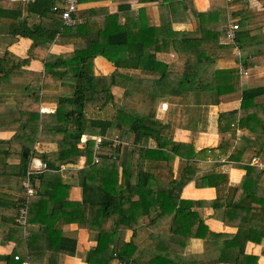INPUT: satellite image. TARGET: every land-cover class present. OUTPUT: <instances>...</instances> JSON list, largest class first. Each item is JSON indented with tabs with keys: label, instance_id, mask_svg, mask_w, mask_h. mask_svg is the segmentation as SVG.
I'll use <instances>...</instances> for the list:
<instances>
[{
	"label": "trees",
	"instance_id": "trees-1",
	"mask_svg": "<svg viewBox=\"0 0 264 264\" xmlns=\"http://www.w3.org/2000/svg\"><path fill=\"white\" fill-rule=\"evenodd\" d=\"M149 1H158L161 11L166 4L165 0ZM168 1L169 8L176 7L177 1ZM245 2L211 0L210 11L199 13L193 0H186L185 12L194 29L189 34L173 31L171 23L163 18L160 26H152L141 20L142 13L137 15L130 5H121L118 13H107L100 18L97 9L78 10L73 18L81 21L79 24L67 27L60 20L54 31H50L43 21L55 14L54 0L29 2L28 15L40 20L33 24L27 17L23 18L22 2L0 0V40L5 37L32 40L27 58L9 50L0 55V91L4 87L15 90L13 80L4 83V78L24 76L29 81L22 90L31 93L21 103L24 109L17 107V127L6 119L3 121L14 135L8 141H0V162L10 170L8 174L15 185L11 190L22 193L30 158L36 157L48 167L31 179L35 194L29 200L27 221L28 226L36 227H29L28 235L19 237L29 253L22 260L32 261V241L36 236H48L53 242L54 237L61 235L64 224L74 223L96 236L98 244L86 256L88 264L115 261L118 264H259L258 256L245 254V247L249 242L262 245L264 256V168L240 162L250 148L254 149L249 160L264 152V103L258 101L264 90L244 86V74L238 68L215 69L210 49L220 43L227 30L221 26L224 8ZM100 11L104 12L103 8ZM121 13L124 23L120 22ZM60 30L74 31L71 36L84 41L74 44L68 53L48 52L57 34L58 38L64 36ZM238 43L219 48L235 51L240 47ZM171 52L185 57L181 73L162 59L143 60L146 56ZM97 57L112 63L114 71L97 74ZM33 59L44 62L43 73L23 69ZM242 62L246 69L258 66L264 63V53L247 56ZM113 88L122 89L123 96L118 99ZM236 92H242L241 107L220 113L218 118L219 133L224 135L221 144L195 152L189 159L179 156L180 143L174 140L171 125L157 117L162 100L195 93H211L219 98ZM41 103L55 104V112L41 113ZM109 106L113 108L112 118L92 115L93 111L103 112ZM238 130L249 132L252 138H245ZM117 131L120 135L115 141L116 136H112ZM84 135L106 139L98 149L94 140L81 148ZM130 137L133 143L126 144ZM39 142L53 143L56 150L39 152L34 149ZM226 154L234 167L246 171L240 184L230 187L226 197L214 201L182 199L183 188L191 182L197 188H220L229 182L228 173L216 171L223 169ZM177 157L179 165L175 172ZM206 157L215 161L207 170L196 163ZM82 158L85 164L79 169ZM8 159H17L19 163L10 165ZM62 166L75 169L77 184L82 189L81 200H70L73 185L63 177ZM9 198L13 200L14 213L6 220L18 234L22 231L18 217L24 196L9 195ZM10 199H6L7 205ZM207 207L222 209L224 224L237 232L234 235L212 232L198 212ZM40 210L48 211L46 218L50 223L36 216ZM58 220L57 228L54 224ZM129 232L132 235L128 239ZM193 239L203 240L201 253H187ZM62 241L64 244L59 245L58 252L75 256L76 238ZM59 253L51 259H58Z\"/></svg>",
	"mask_w": 264,
	"mask_h": 264
},
{
	"label": "crops",
	"instance_id": "crops-1",
	"mask_svg": "<svg viewBox=\"0 0 264 264\" xmlns=\"http://www.w3.org/2000/svg\"><path fill=\"white\" fill-rule=\"evenodd\" d=\"M31 1L32 0H28L22 5L23 18L27 17L30 21V24H33L40 22V20L37 16H29L27 13V5ZM165 1L166 4H164L162 11L159 8L160 3L158 1L151 2L149 0H98L81 5L79 10L84 11L97 9V13L100 18L107 13L110 15L118 13L119 6L121 5H130L131 10L137 13V15H139V12L142 13L143 17L141 20L148 22L152 26H160L161 20L163 18L171 23L173 31L186 32L191 34L194 29L191 21L188 18V15L185 12L186 0H172L177 1L174 4L176 5V7H174L173 9L169 8L170 1ZM54 2L55 5H59L61 7L65 6V2L63 0H54ZM193 4L199 13H207L211 9V0H193ZM102 8L104 12L100 11V9ZM121 15L122 16L120 18V22L124 23L125 17L123 16V13H121ZM51 17L52 18H50L49 20H44L43 23L44 25H46L45 27L48 30L54 31L56 25H59L60 18L57 14L54 13L51 14ZM135 19H138L136 14ZM233 22H238L241 27V30L239 32L240 41L239 43L237 42L239 44L238 46L240 47L235 51L226 48H219L220 46L226 45V43L224 42L223 34L220 38V43L216 46L210 47V49L212 50L211 58L214 60L215 69L229 71L234 68H238L240 71L239 67L243 65L245 71L243 80L244 78H246L244 80V86H246L247 88L262 87L264 90V63H261L253 68L246 69L244 63L242 62V60L247 56H251L257 53H264V0H246V2L243 4H238L232 7L228 6L224 8L221 14L222 29H227ZM60 32L64 33V36L58 38L59 34H57L48 52L55 54L68 53L74 49V44H80L84 41L81 37L73 38L71 35L72 33H74V31L63 32L60 30ZM6 39H8V41ZM5 41L8 43L3 51L9 50L20 58H27L32 40L20 37L12 40L9 37H5ZM3 51H0V55L3 53ZM235 52H240V57L236 56ZM145 58L150 59L148 62H155L158 58L162 59L163 61H166L168 64H170V67L172 69L179 73L183 71L185 65V57L181 54H174L173 52L159 53L157 56H146ZM99 65H101L102 68H99ZM95 68L96 73L100 75H108L114 71L113 64L108 62L103 57L96 58ZM23 69H26L30 72L43 73L45 71V66L42 60L33 59L27 66H24ZM9 79L11 78H4L2 82L9 83L10 81L7 82ZM25 80L26 82L29 81L26 78ZM115 90H117V92H120L119 96L115 94ZM113 93L118 99L123 96V90L119 88H113ZM6 94L9 93L7 92ZM5 95H0V97H4L3 99L2 97L0 99V112H2L1 110L3 109H9L11 104V101L9 100V98H6ZM205 96H207L208 101L206 100ZM216 98L217 97L215 96V94L212 95L211 93H195L182 96H168L167 98L163 99L161 104L159 105L157 117L163 120L165 123L171 125L174 132L175 141L181 144L184 141L187 144L192 143L193 146H195V152H199L205 148H217L221 144L222 138L224 136L219 133V115L220 113L233 111L237 108L239 109L242 102V92L225 94L215 100ZM258 101L264 103V96L259 98ZM197 105H200L197 114L199 116V119L198 122L195 123L196 126L193 128L191 123L192 120L188 113H190L189 109H194V107H197ZM42 108L50 110V113H54L56 109L55 104L52 103H41L40 110ZM1 120L2 118L0 117V141H8L13 137L14 132L10 128L4 126L3 121ZM7 121L9 122V120ZM13 124L17 127L16 123ZM238 134H245V138H252L250 137L252 135L247 131L238 130ZM84 136L89 137L90 140L92 139V137L89 135ZM230 136L231 134L228 133L226 137L229 138ZM132 143L133 137H130L126 144ZM154 144V141L151 140L150 145L153 146ZM34 149L39 152H51L56 150V145L50 142H39L35 144ZM253 149L254 148H250V150H246L244 158L240 163H251V165H257L258 167L264 168V152H262L260 155L253 156L252 160H249L248 157L251 155ZM186 150L189 151L190 149L186 148ZM185 154L190 153L186 152ZM191 156L192 155H190V157ZM186 159H189V157H187ZM228 159V154H226L225 160L222 161V163L224 164L223 169L216 170L220 173H222L223 171V173L229 174V182L226 185L221 186L220 188H197L195 186V183L191 182L183 188L181 192V198L192 201H214L218 197H226L228 194V189L230 187L238 186L246 174L245 170L234 167L233 162H230ZM254 160L255 163L253 162ZM7 163L16 166L18 165L19 160L8 159ZM196 163H198L199 168L203 167L204 169L210 168L215 163V161L211 160L210 157H206L205 160H196ZM84 164L85 159L82 158L77 168H83ZM3 165L4 163L0 162V201L3 203L0 205V264H21V262L18 263V261H16L15 259L13 260V256L15 257L16 255H19L21 258H24L26 255H29V253H27L26 251L27 249L23 241L19 239L21 235L22 237H24V230L20 226L22 231H18V234H16L15 227L11 226L10 222L7 223L6 217H9L14 213V208L11 205V201L13 200L9 198V195H12L13 197H22L23 193L11 190V188L15 185L14 183H12L11 178L8 174L10 170L4 168ZM178 165L179 157H177L174 165L175 172L178 169ZM74 170L75 169L71 167L65 166V169L61 170V172L65 180L73 185V188L70 192V200L79 201L82 199V189L77 184ZM6 199H10V205L6 204ZM11 207L13 208V210H11ZM47 212L48 211L40 210L36 212V216H39L42 221H47L48 223H50L49 218H46ZM198 212L212 232L221 233L224 235H234L237 232L236 228L228 227L224 224L222 209L207 207L198 209ZM54 225H57L58 228L60 225V221L58 220ZM29 227L36 226L29 225L28 228ZM28 228L26 235H28ZM61 231L62 236L60 235L54 237L53 242H51L50 237L48 236H36L32 241L33 252L31 253V259L33 262L29 259L25 260H29L32 264H88L86 262V256L97 246L98 242L96 241V236L91 234L85 227L74 223L64 224L61 228ZM131 235L132 233L129 232L127 234V238L129 239ZM67 237L71 239L76 238L77 240V250L75 256L61 254L58 252L59 245L61 243L64 244V241L62 240ZM200 246L201 248L202 246H204L203 240H191L189 247H187V253H201L203 250L199 251L195 249L196 247L198 248ZM262 251V245H258L252 242L247 243L245 247V254L258 256L259 264H264V256L262 255ZM57 253H59L58 259L52 260L51 258ZM8 259H10V262H8ZM113 264L118 263L115 261Z\"/></svg>",
	"mask_w": 264,
	"mask_h": 264
},
{
	"label": "built area",
	"instance_id": "built-area-1",
	"mask_svg": "<svg viewBox=\"0 0 264 264\" xmlns=\"http://www.w3.org/2000/svg\"><path fill=\"white\" fill-rule=\"evenodd\" d=\"M5 2H10V3H16V2H22L25 3L28 0H2ZM65 2V6L61 7L59 5H55L53 7V12L57 14L60 18V20L63 22L64 26L67 27H74L77 24H79L81 21L76 20L73 18V14L79 10L80 6V0H63ZM241 30L240 24L238 22H233L226 30L224 34V42L226 44H236L237 43V35L238 31ZM235 55L240 57V52H235ZM240 73L245 74L243 65L240 67ZM41 113H50V110L48 109H41ZM103 139H106V137H94L91 140H94L96 142V148L98 149L100 144L102 143ZM108 139V138H107ZM115 141H118V137L116 136ZM89 137L83 136L81 140V145L80 147L83 148L84 145L89 141ZM95 161H98L97 158H95ZM255 163V160L253 161ZM47 164L36 157H31L29 166H28V172L26 179L23 183L24 186V191H23V196L24 200L23 203L19 209V217H18V223L20 226L23 228L24 234H27V228H28V221H27V214H28V205H29V200L30 198L35 194V188L32 184V176L38 173H42L45 170H47ZM62 170L65 169V166L61 167ZM14 259L18 262H21V264H32L29 260H22V258L19 255H16Z\"/></svg>",
	"mask_w": 264,
	"mask_h": 264
},
{
	"label": "rangeland",
	"instance_id": "rangeland-1",
	"mask_svg": "<svg viewBox=\"0 0 264 264\" xmlns=\"http://www.w3.org/2000/svg\"><path fill=\"white\" fill-rule=\"evenodd\" d=\"M91 2H93V1L84 0V1L80 2V6L84 5V4L91 3ZM80 6H79V8H80ZM6 40L8 41V39H6ZM7 43L8 42H6L5 40H0V51H3L5 49ZM143 60L149 61L150 59L149 58H144ZM99 68H102L101 65H99ZM245 79L246 78H244V80ZM11 80H13L12 81V85H14V87H12V88H14L15 90L6 89V87H4V89H1L0 95L1 94L5 95L8 92L9 94H6L5 97L6 98H10V100L13 101V102H11L9 109L1 110L2 112H0V117L2 118L1 121H4V119H6V121L9 120V123H11V124H13V123L18 124L19 121L18 122L16 121V120H18V116H19V114L17 113V107L20 108V109H24V107L21 105V103L24 101V99H27L29 94H31V93H27V91L24 90V89L22 90V88H24L23 86L26 85L25 84L26 80H25L24 77L23 78L22 77H17V78L14 77L13 79H9L7 82H9ZM4 86H6V85H4ZM65 91H67V89ZM115 94L117 96H119L120 92H117V90H115ZM1 97H2V99L4 98L3 96H1ZM205 98L208 101L207 96H205ZM199 108H200V105H197V107H194V109H192V108L189 109L190 113H188V115L190 116V118L192 120L191 123H192L193 128L196 126L195 123H197L198 119H199V116L197 115L198 111H199ZM95 114H96L97 118H104L102 116H106L108 118H112L113 108L111 106H109L105 111H103V112L100 111L98 113L93 111L92 115L95 116ZM97 114H99V115H97ZM119 135H120V132L117 131L116 134H114L112 137L119 136ZM91 137L94 138V136H91ZM95 137H99V136H95ZM186 148H189L190 150L188 151V150H186ZM194 149H195V146H193L192 143L187 144L184 141V142H182V144L180 143L179 156L182 155L185 158H187V157L190 158V155H193L195 153ZM186 152H189L190 154H185ZM256 163H258V162H256ZM210 168H204V169L207 170V169H210ZM195 249L199 250V251H202L204 249V246H202V248H201V246L198 247V248L196 247Z\"/></svg>",
	"mask_w": 264,
	"mask_h": 264
}]
</instances>
